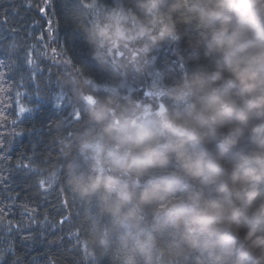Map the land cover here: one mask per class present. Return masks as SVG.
I'll list each match as a JSON object with an SVG mask.
<instances>
[{
    "label": "clouds",
    "instance_id": "9594fccd",
    "mask_svg": "<svg viewBox=\"0 0 264 264\" xmlns=\"http://www.w3.org/2000/svg\"><path fill=\"white\" fill-rule=\"evenodd\" d=\"M40 4L62 57L23 75L58 118L19 175L61 264H264V0Z\"/></svg>",
    "mask_w": 264,
    "mask_h": 264
},
{
    "label": "trees",
    "instance_id": "16d2710c",
    "mask_svg": "<svg viewBox=\"0 0 264 264\" xmlns=\"http://www.w3.org/2000/svg\"><path fill=\"white\" fill-rule=\"evenodd\" d=\"M56 27L52 10L43 7L40 0H0V133L12 124L19 125L20 130L35 137L28 140L26 149L30 152L38 138L41 140L36 150L48 148L50 125L58 116L50 104L37 97L29 99L30 88L35 84L24 78L23 67L26 60H33L32 68L38 80L41 71L47 74L49 66L62 57V47L52 39ZM25 96L28 98L23 101ZM22 101L26 107L24 113L20 111L23 105L19 106ZM32 105L35 112L27 114ZM22 114L27 119L24 124L19 123ZM9 163L0 160V185L10 192L5 196L0 191V202H5L0 206L3 209L0 249L11 241L17 264L19 260L24 264H61L63 256L58 241L63 233L57 229L52 234L47 223L53 218L63 219L56 197L41 195Z\"/></svg>",
    "mask_w": 264,
    "mask_h": 264
},
{
    "label": "bare ground",
    "instance_id": "6f19581e",
    "mask_svg": "<svg viewBox=\"0 0 264 264\" xmlns=\"http://www.w3.org/2000/svg\"><path fill=\"white\" fill-rule=\"evenodd\" d=\"M28 97H24L23 101H25ZM21 102L19 106L23 105L24 102ZM30 105V102H28ZM27 104V105H28ZM26 108L25 105L21 106V108ZM24 117V118H23ZM27 121L24 114L19 119L20 124H24ZM0 160H8L10 166L16 168L17 170L24 168L26 166H30V160L33 157V153L30 152L27 148L29 138H35L31 135L30 132H26L24 130H20V126L16 124H12L9 128H5L4 131L0 133ZM40 138L37 141L34 140V147L38 149V144L40 142ZM39 140V141H38ZM26 143V145H25ZM38 143V144H37ZM1 186V185H0ZM0 191L4 193V195H9L10 192L5 188H0ZM5 202H0V206L5 205Z\"/></svg>",
    "mask_w": 264,
    "mask_h": 264
},
{
    "label": "snow or ice",
    "instance_id": "6c2138e0",
    "mask_svg": "<svg viewBox=\"0 0 264 264\" xmlns=\"http://www.w3.org/2000/svg\"><path fill=\"white\" fill-rule=\"evenodd\" d=\"M43 38V37H42ZM27 63L33 64L34 61L33 60H26ZM21 113H24L26 111V109H24L23 107L20 109ZM0 212H3V209H0ZM63 221H61L62 223Z\"/></svg>",
    "mask_w": 264,
    "mask_h": 264
}]
</instances>
